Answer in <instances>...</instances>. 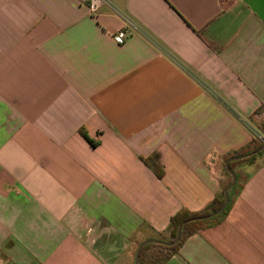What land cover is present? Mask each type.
Returning <instances> with one entry per match:
<instances>
[{
  "label": "crops",
  "instance_id": "0c3cea01",
  "mask_svg": "<svg viewBox=\"0 0 264 264\" xmlns=\"http://www.w3.org/2000/svg\"><path fill=\"white\" fill-rule=\"evenodd\" d=\"M110 2L122 44L107 6L0 0V264H133L264 118V0ZM263 159L163 264H264Z\"/></svg>",
  "mask_w": 264,
  "mask_h": 264
},
{
  "label": "trees",
  "instance_id": "16d2710c",
  "mask_svg": "<svg viewBox=\"0 0 264 264\" xmlns=\"http://www.w3.org/2000/svg\"><path fill=\"white\" fill-rule=\"evenodd\" d=\"M261 112H264V105L259 106L255 110L254 113H261ZM252 126H253L255 133H254V136H252V138L246 145H244L243 147L237 150H234V151H231V152H228L222 155L223 178L220 179L219 189L215 193L210 203L199 211H189L187 209H179L169 219V232L167 235L156 233L155 235L151 237H147L146 239H155V240L167 241V242L173 241V239L176 236V232H177L179 225L184 220L192 218V217H196V216L206 215L208 213H211L212 211H215L222 205L224 201V189L226 185L231 181V175L224 167L225 161L231 157L242 156L247 153H250L258 149L259 147H261L263 144V141L259 139L258 135H261L264 137V118L261 119L258 123L253 124ZM80 132L82 136L90 143V145L92 146L97 145V141L91 139L83 130H81ZM262 152H264V148L256 154H253L247 157H241L238 159H233L229 161L228 166L230 170L235 174L236 180H235V183L232 185V187L228 190V202L222 212L208 219L192 220L186 223L181 228L179 239L172 245H166L160 242L145 243L140 248L139 256H138V264H163L170 256H172L178 251L179 247L182 245L184 240L189 235L193 234L200 228L218 223L223 218L226 210L232 204L234 199L238 196L240 190L243 188L244 184L246 183L248 179V173L245 172L241 168L242 165L248 162H251ZM143 161L154 170V172L156 173L158 177L162 175L163 171L158 167V164L156 163V161H154L151 158H144ZM259 165L260 164L258 163L256 164L255 167L257 168ZM144 240L145 239L141 240L138 243V245Z\"/></svg>",
  "mask_w": 264,
  "mask_h": 264
},
{
  "label": "water",
  "instance_id": "95a60500",
  "mask_svg": "<svg viewBox=\"0 0 264 264\" xmlns=\"http://www.w3.org/2000/svg\"><path fill=\"white\" fill-rule=\"evenodd\" d=\"M264 148V142L262 144L261 147H259L258 149L250 152V153H247L245 155H242V156H235V157H231L229 159H227L224 163V167L225 169L229 172V174L231 175V181L226 185L225 189H224V201L222 203V205L216 209L215 211H212L211 213H208L206 215H201V216H196V217H192V218H189V219H186L184 220L178 227L177 229V232H176V236L175 238L173 239V241H159V240H155V239H145L144 241H142L137 249H136V252H135V255H134V261H133V264H138V256H139V251H140V248L145 244V243H148V242H160V243H163V244H166V245H172L174 244L178 239H179V236H180V231H181V228L183 225H185L186 223L192 221V220H204V219H208V218H211L217 214H219L220 212H222L228 202V190L232 187V185L235 183V180H236V176L235 174L230 170L229 166H228V163L230 160H233V159H238V158H241V157H247V156H250V155H253V154H256L258 153L259 151H261L262 149Z\"/></svg>",
  "mask_w": 264,
  "mask_h": 264
},
{
  "label": "built area",
  "instance_id": "2783aa9c",
  "mask_svg": "<svg viewBox=\"0 0 264 264\" xmlns=\"http://www.w3.org/2000/svg\"><path fill=\"white\" fill-rule=\"evenodd\" d=\"M80 3L86 4L90 13L95 14L100 7L107 6L111 11L121 16L124 21V27L113 34V39L118 44H122L128 36L135 32H141L140 27L128 16L122 13L110 0H77ZM259 139L264 142V137L258 135Z\"/></svg>",
  "mask_w": 264,
  "mask_h": 264
}]
</instances>
